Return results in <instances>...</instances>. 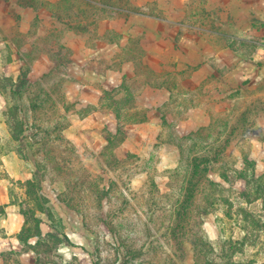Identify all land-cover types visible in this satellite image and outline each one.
Instances as JSON below:
<instances>
[{
  "label": "rangeland",
  "instance_id": "1",
  "mask_svg": "<svg viewBox=\"0 0 264 264\" xmlns=\"http://www.w3.org/2000/svg\"><path fill=\"white\" fill-rule=\"evenodd\" d=\"M52 1L0 0V264H264V56L243 84L222 83L228 95L198 130L179 136L180 115H169L165 139L179 160L163 169L157 144L143 156L121 147L144 109L125 115L115 133L101 130V148L95 129L72 127V116L90 108L65 91L60 38L121 14L128 0ZM11 3L46 7L69 27L44 30L36 17L25 33ZM206 14L196 21H212ZM53 42L55 68L33 75V60ZM254 42L227 44L251 55L264 46ZM112 94L103 108L122 113L132 103L130 89Z\"/></svg>",
  "mask_w": 264,
  "mask_h": 264
},
{
  "label": "crops",
  "instance_id": "2",
  "mask_svg": "<svg viewBox=\"0 0 264 264\" xmlns=\"http://www.w3.org/2000/svg\"><path fill=\"white\" fill-rule=\"evenodd\" d=\"M127 4L119 10L122 15L108 5L114 10L106 18L92 21L89 29L66 30L60 38L58 46L69 60L65 91H76L79 107L90 108L83 117L72 116V127L95 129L92 134L101 148L106 143L101 130L115 133L125 115L144 109L143 118L128 125L122 149L143 156L157 144L162 168H174L179 150L165 139L164 121L179 114L175 127L179 136L198 130L211 108L228 95L222 94L223 84L226 90L230 83L232 87L243 84L250 71L260 68L264 46L246 55L227 42H264V0H128ZM11 9L20 15L25 33L36 17H44L43 28L50 31L69 22L56 20L46 7L13 3ZM200 11L211 12L212 21H196ZM6 20L12 21L9 16ZM82 23L87 26L86 21ZM201 23L210 28H199ZM56 47L53 42L48 51L36 56L31 64L33 75L55 68ZM126 89L133 93L132 103L122 113L102 107L104 93L116 96ZM65 134L73 136L70 131ZM74 137L79 138L78 134Z\"/></svg>",
  "mask_w": 264,
  "mask_h": 264
},
{
  "label": "trees",
  "instance_id": "3",
  "mask_svg": "<svg viewBox=\"0 0 264 264\" xmlns=\"http://www.w3.org/2000/svg\"><path fill=\"white\" fill-rule=\"evenodd\" d=\"M84 1H86L87 3H92L90 0H84ZM34 4L35 3L32 2L29 5L33 6ZM4 213H5L4 210H2L0 208V215H3ZM33 237L37 238L38 240L42 238V232L40 231V229L38 227L35 229V233H34ZM36 264H41V262L37 258H36Z\"/></svg>",
  "mask_w": 264,
  "mask_h": 264
}]
</instances>
